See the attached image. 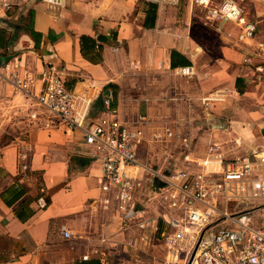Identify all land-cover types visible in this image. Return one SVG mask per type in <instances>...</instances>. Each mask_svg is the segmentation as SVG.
<instances>
[{"label": "crops", "instance_id": "0c3cea01", "mask_svg": "<svg viewBox=\"0 0 264 264\" xmlns=\"http://www.w3.org/2000/svg\"><path fill=\"white\" fill-rule=\"evenodd\" d=\"M147 3L64 0L54 8L42 0L31 4L33 28L41 34L38 44L23 32L0 63V264H85L91 259L156 264L159 255L152 245L143 246L148 238L142 239L137 227L123 224L118 212L106 206L107 194L99 187L83 131L68 129L31 94L13 85L14 75L25 69L35 76L30 91L38 93L44 64L63 66L67 86L93 99L87 123L104 114L101 95L112 86L119 118L131 126L141 125L144 116L146 127L161 122L193 131L199 144L208 142L209 150L202 157L186 155V169L198 170L196 160L216 154L234 159L264 151L260 19L250 16L258 23V33L246 43L238 40L231 23L202 26L221 42L216 55L193 35L191 8L179 17L176 6H158L154 20ZM82 35L98 39L100 59L83 56ZM173 51L184 58L172 59ZM180 66H191L194 74H177ZM20 153L27 155L22 159L27 170L21 169ZM20 187L25 192L16 198ZM132 228L140 231L134 241L127 234ZM63 230L71 236L65 237Z\"/></svg>", "mask_w": 264, "mask_h": 264}, {"label": "built area", "instance_id": "2783aa9c", "mask_svg": "<svg viewBox=\"0 0 264 264\" xmlns=\"http://www.w3.org/2000/svg\"><path fill=\"white\" fill-rule=\"evenodd\" d=\"M29 1L0 0V16H7L11 9L27 5ZM42 1L54 8L64 0ZM145 1L173 7L181 3V0ZM191 1L205 10L206 24L231 23L238 29L237 38L241 42L256 38L258 23L247 11L248 0ZM259 1L264 3V0ZM258 46L264 54V41ZM257 70L262 71V66H257ZM175 72L194 74L191 66L177 67ZM2 77L0 71V81ZM40 79L38 93L30 91L35 76L28 69L14 75L11 82L17 89L31 94L39 106L68 129L83 131L85 142L91 148L89 156L97 170L99 187L107 194L106 206L118 212L123 224L137 227L142 232V239L148 238L149 232L158 231L159 217L163 218L168 230L165 232V229L162 235H165L169 254L164 262L156 264H176L181 254L190 257L188 264H264V212L261 213L264 210V173L255 169V165H264V151L234 159L216 154L202 161L196 160L198 170L181 169L166 174L141 160L139 150L147 138L146 118L141 116V125L136 126L121 120L112 86L101 95L104 114L87 123L93 99L80 97L67 86L63 66L47 61ZM164 136L177 137L186 145L190 144L189 137L171 127L165 128ZM25 157L26 154L20 153L22 170L28 169L22 161ZM154 178L163 183L156 191L159 190L166 209L157 217L147 216L137 201L141 189L153 190ZM231 203L247 207L229 210ZM63 234L70 237L72 233L63 230Z\"/></svg>", "mask_w": 264, "mask_h": 264}, {"label": "rangeland", "instance_id": "374dc122", "mask_svg": "<svg viewBox=\"0 0 264 264\" xmlns=\"http://www.w3.org/2000/svg\"><path fill=\"white\" fill-rule=\"evenodd\" d=\"M217 2L220 0H216ZM177 13L179 17H182L183 14L186 12L187 9H192L193 13H195L194 18V29H193V35L195 38L201 42L206 44V48L213 51L214 54H218V51H216V48H219L218 44L221 42H217L216 35H214L212 32L208 31V34H206L202 30L203 27H217V26H224L223 24L219 23H208L206 24L204 22V15L205 10L195 4L192 3L191 0H181V3L176 6ZM246 8L250 12V16L254 19H260L259 27H260V36L261 38L264 37V3L259 0H255L254 2H250L249 0L246 2ZM28 7L26 5L20 6L18 9H11L12 14L8 16H4L5 19L3 22L0 23V29L1 28H7L9 29V33H15L16 35L20 36L23 32H25V26L29 22V14H28ZM227 26V24H226ZM217 44V45H216ZM10 49H4L0 50V54L5 55V53H9ZM65 75H66V69H64ZM161 117L162 121V114L158 115ZM167 118V114L164 116ZM149 122V121H148ZM151 122V120H150ZM157 122V121H156ZM174 122L177 123L176 120ZM150 124V123H149ZM167 124V123H165ZM161 122L157 123H151L149 126L146 127V141L143 145L142 151L140 153L141 160L149 165L150 167L154 168L155 170L163 171L166 174H170L172 172H175L177 170L186 169L188 167L187 162H185V156L187 154H192L193 157H202L205 154L208 153L209 147L206 145L208 143L206 140H204V145L199 144L197 136H194L193 131H179L176 129V126L173 125L175 131H178L181 133L182 136H188L190 144L189 146L186 145L182 140L179 138H167L164 136L165 128L167 125H165ZM171 124V123H169ZM172 126V125H171ZM199 132H207V131H199ZM160 134V137H155L154 134ZM204 133V135H205ZM208 135V133H206ZM211 151V150H210ZM214 150H212L213 152ZM215 152V151H214ZM217 152V151H216ZM261 152V151H259ZM253 153V152H252ZM250 153L249 155H252ZM230 159V158H228ZM193 166V165H192ZM255 169L259 171L260 173H264V165H255ZM255 173V172H254ZM137 201L142 205V208L146 210V215L151 217H157L159 213L164 212L165 206L163 205V201L161 199V195L159 193V190L153 191L152 189H141L137 194ZM243 206L247 205H239L235 206L234 203H231L229 205V210H237ZM264 212V210L261 211V213ZM159 220L161 221L159 224V230L156 232H149L148 240L143 244V246L152 245L154 249L158 252L157 262H164L166 257L168 256V248L165 244V235H162V232L165 230V232L168 230L166 223L163 222V218L159 217ZM163 222V223H162ZM127 234L129 235L130 239L139 238L140 231L137 228H132L131 230L127 231ZM134 246L135 243L131 242ZM131 245V246H132ZM138 245V243H136ZM190 257L185 258L184 255H180L177 260L176 264H188L190 263Z\"/></svg>", "mask_w": 264, "mask_h": 264}, {"label": "trees", "instance_id": "16d2710c", "mask_svg": "<svg viewBox=\"0 0 264 264\" xmlns=\"http://www.w3.org/2000/svg\"><path fill=\"white\" fill-rule=\"evenodd\" d=\"M149 6L150 10L153 12L154 15V20L157 15V10H158V5L154 3H147ZM19 7H15L14 9H18ZM150 11V12H151ZM12 14V11H9L7 13V16L9 17ZM28 14H29V22L24 25L25 26V32L29 33L32 38L35 40L36 45L38 44L40 40V33L35 31L33 28V23H32V17H33V10L31 8L28 9ZM9 29L7 28H1L0 29V50L8 49L11 46V44L18 38V35L15 33H9ZM99 39H103V35H99ZM80 46H81V52L84 57L87 59L94 61L100 59L101 55L100 52L102 50V45L98 43V39H95L92 36L89 35H82L80 36ZM9 53H5V55L0 54V63L4 60V58L8 55ZM178 55L180 58H184L183 55L180 53L173 51L172 52V59L173 56ZM172 66H176L175 63L172 62ZM25 192L24 187H20L16 193L15 197L18 198L20 197L23 193ZM47 203L50 202V198H46ZM85 264H106L102 262L100 259H91L88 261V263Z\"/></svg>", "mask_w": 264, "mask_h": 264}, {"label": "water", "instance_id": "95a60500", "mask_svg": "<svg viewBox=\"0 0 264 264\" xmlns=\"http://www.w3.org/2000/svg\"><path fill=\"white\" fill-rule=\"evenodd\" d=\"M36 1H38V0H30V1L27 3L26 6H27L28 8H30L31 4L34 3V2H36ZM4 19H5L4 16H0V23H5V22H3ZM254 21H255V20H254ZM5 25H7V24L5 23ZM89 161H90V159H89ZM89 161H85V163H88ZM152 186H153V191H156L157 188H160V187L163 186V183H158L157 179L154 178L153 181H152Z\"/></svg>", "mask_w": 264, "mask_h": 264}]
</instances>
